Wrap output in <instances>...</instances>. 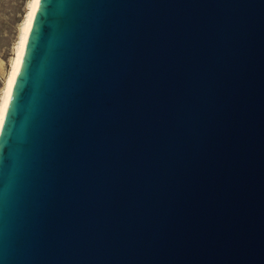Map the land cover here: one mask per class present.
Here are the masks:
<instances>
[{
	"label": "water",
	"instance_id": "obj_1",
	"mask_svg": "<svg viewBox=\"0 0 264 264\" xmlns=\"http://www.w3.org/2000/svg\"><path fill=\"white\" fill-rule=\"evenodd\" d=\"M0 128V264H264V0H39Z\"/></svg>",
	"mask_w": 264,
	"mask_h": 264
},
{
	"label": "rangeland",
	"instance_id": "obj_2",
	"mask_svg": "<svg viewBox=\"0 0 264 264\" xmlns=\"http://www.w3.org/2000/svg\"><path fill=\"white\" fill-rule=\"evenodd\" d=\"M31 0H0V99Z\"/></svg>",
	"mask_w": 264,
	"mask_h": 264
},
{
	"label": "bare ground",
	"instance_id": "obj_3",
	"mask_svg": "<svg viewBox=\"0 0 264 264\" xmlns=\"http://www.w3.org/2000/svg\"><path fill=\"white\" fill-rule=\"evenodd\" d=\"M34 11H35V0H31L30 4H29V8H28L27 13H26L25 18H24V22L22 23V26H21L20 37L18 39L16 48H15V57L12 61L10 70H9V72L5 78V81H4L3 93H2V96L0 99V111H2L5 103L6 102L8 103V94H9V92H11V89L13 87L12 81L13 80L15 81L17 70H18L19 64H20V56H21V51H22V47H21L22 46V40L25 37V35H28L27 28H28L29 22L32 23V20H33L32 13ZM24 46H23V49H24ZM0 128H1V125H0Z\"/></svg>",
	"mask_w": 264,
	"mask_h": 264
},
{
	"label": "snow or ice",
	"instance_id": "obj_4",
	"mask_svg": "<svg viewBox=\"0 0 264 264\" xmlns=\"http://www.w3.org/2000/svg\"><path fill=\"white\" fill-rule=\"evenodd\" d=\"M39 6V0H35V8H38ZM35 17V11L32 13V18L34 19ZM32 27H31V22H29L28 28H27V32H31ZM27 44V35H25V37L22 40V51H21V56H20V62L22 63L23 61V46ZM19 73V69L17 70V75ZM13 85L15 84V81H12ZM12 95L11 92H9L8 94V101H10ZM8 112V103L6 102L2 111H0V125L3 124V118L5 117L6 113Z\"/></svg>",
	"mask_w": 264,
	"mask_h": 264
}]
</instances>
